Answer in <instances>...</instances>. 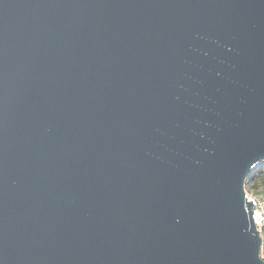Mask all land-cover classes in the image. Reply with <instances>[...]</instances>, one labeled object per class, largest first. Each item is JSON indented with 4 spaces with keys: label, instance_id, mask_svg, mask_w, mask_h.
<instances>
[{
    "label": "water",
    "instance_id": "obj_1",
    "mask_svg": "<svg viewBox=\"0 0 264 264\" xmlns=\"http://www.w3.org/2000/svg\"><path fill=\"white\" fill-rule=\"evenodd\" d=\"M264 0H0V264H264Z\"/></svg>",
    "mask_w": 264,
    "mask_h": 264
},
{
    "label": "trees",
    "instance_id": "obj_2",
    "mask_svg": "<svg viewBox=\"0 0 264 264\" xmlns=\"http://www.w3.org/2000/svg\"><path fill=\"white\" fill-rule=\"evenodd\" d=\"M245 192L251 195H264V160L251 171L244 185ZM264 253V249H263Z\"/></svg>",
    "mask_w": 264,
    "mask_h": 264
},
{
    "label": "built area",
    "instance_id": "obj_3",
    "mask_svg": "<svg viewBox=\"0 0 264 264\" xmlns=\"http://www.w3.org/2000/svg\"><path fill=\"white\" fill-rule=\"evenodd\" d=\"M246 198L253 203V220L257 229L261 232L262 247L260 257L264 261V195H251L245 192Z\"/></svg>",
    "mask_w": 264,
    "mask_h": 264
}]
</instances>
